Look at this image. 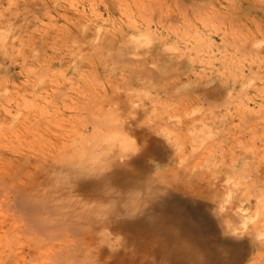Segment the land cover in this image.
Wrapping results in <instances>:
<instances>
[{"label": "rangeland", "instance_id": "obj_1", "mask_svg": "<svg viewBox=\"0 0 264 264\" xmlns=\"http://www.w3.org/2000/svg\"><path fill=\"white\" fill-rule=\"evenodd\" d=\"M181 1L0 0V161L11 175L22 159L36 160L37 152H46L43 144H33L32 130L50 122L78 138L82 124L88 126L85 143L94 142L103 125L91 130L86 122L120 95L145 102L136 106L130 127L155 130V137L174 145L173 158L157 161L159 170L166 168L169 175L188 164L208 169L223 185L236 182L238 199L264 194V180L242 183L248 169L264 168V0ZM126 39L136 41L137 48ZM131 67L147 77L133 79ZM209 83L218 88L216 103L199 91ZM117 108L122 114L124 103ZM197 127L209 130L197 134ZM38 132L44 135L43 129ZM229 150L255 155L239 163V171ZM252 202L247 226L257 228L264 241V199L257 209ZM24 224L1 185L0 250L19 251L32 240ZM246 252L241 264H264V250L249 246Z\"/></svg>", "mask_w": 264, "mask_h": 264}, {"label": "bare ground", "instance_id": "obj_2", "mask_svg": "<svg viewBox=\"0 0 264 264\" xmlns=\"http://www.w3.org/2000/svg\"><path fill=\"white\" fill-rule=\"evenodd\" d=\"M135 42L125 40L132 49L137 48ZM131 69L133 79L147 77L141 68ZM217 90L211 83L199 87L211 103L218 101ZM121 99L114 95L107 107L95 108L97 117L90 114L93 118L86 122L90 129L102 130L98 125L104 129L94 142L85 143L86 125H80L76 138L74 132L67 134L44 122L35 129H43L44 135L26 129L32 133L33 144H43L46 152H37L36 160L19 161L14 175L0 161V186L22 213L21 228L32 235L28 244L19 245V251L0 250V264H28L26 259L32 260L30 264H241L247 247L264 250L262 233L247 226L252 201L257 209L264 194L253 192L250 196L256 199L252 201L238 199L236 182L223 185L208 169H192L188 164L165 174L167 169L159 170L157 161L165 155L173 158L174 145L155 137V130L130 127L136 106L145 103L142 97L138 103L127 96ZM118 102L125 106L121 119ZM84 103L80 105L85 107ZM208 130L195 129L197 134ZM252 155L235 151L230 156L233 169L242 171L239 163L245 165ZM9 161L17 160L10 157ZM257 179L264 180V168L248 169L242 183L251 186ZM3 243L0 239V247Z\"/></svg>", "mask_w": 264, "mask_h": 264}]
</instances>
